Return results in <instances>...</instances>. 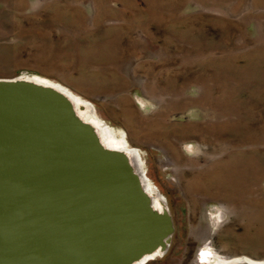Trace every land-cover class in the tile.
I'll return each mask as SVG.
<instances>
[{"label":"rangeland","instance_id":"rangeland-1","mask_svg":"<svg viewBox=\"0 0 264 264\" xmlns=\"http://www.w3.org/2000/svg\"><path fill=\"white\" fill-rule=\"evenodd\" d=\"M22 76L137 151L174 227L145 264L264 261V0H0V79Z\"/></svg>","mask_w":264,"mask_h":264},{"label":"water","instance_id":"water-1","mask_svg":"<svg viewBox=\"0 0 264 264\" xmlns=\"http://www.w3.org/2000/svg\"><path fill=\"white\" fill-rule=\"evenodd\" d=\"M94 142L56 101L0 79V264H128L172 237L129 164Z\"/></svg>","mask_w":264,"mask_h":264},{"label":"bare ground","instance_id":"bare-ground-1","mask_svg":"<svg viewBox=\"0 0 264 264\" xmlns=\"http://www.w3.org/2000/svg\"><path fill=\"white\" fill-rule=\"evenodd\" d=\"M16 80L26 86L40 91L42 94L56 101L59 106L76 121L79 130H88L94 135L95 148L104 152L113 153L129 164L130 173L133 175L135 180L142 185L146 196L149 198L153 214L157 219L165 222L166 224L172 222V217L169 213V208L166 202L159 197L154 188L148 185L146 186L144 182L142 176L143 171L136 164L138 161L137 151L135 149H128L123 140H116L109 127L104 123H100L95 116L90 113V108L87 104L63 89L61 86L51 83L45 79L34 76H22L19 79H14L12 81ZM137 177H139V179ZM192 188H194V186ZM170 238V235L164 238L153 253L145 256H139L128 264H145L149 259H152L155 256H161L171 244ZM209 254L207 249H203V256L206 259L210 256ZM217 264H264V261L257 262L247 258H238Z\"/></svg>","mask_w":264,"mask_h":264},{"label":"flooded vegetation","instance_id":"flooded-vegetation-1","mask_svg":"<svg viewBox=\"0 0 264 264\" xmlns=\"http://www.w3.org/2000/svg\"><path fill=\"white\" fill-rule=\"evenodd\" d=\"M208 263H210V261Z\"/></svg>","mask_w":264,"mask_h":264}]
</instances>
